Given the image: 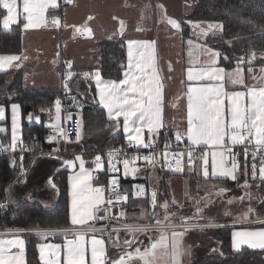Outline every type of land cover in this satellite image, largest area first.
<instances>
[{
	"label": "snow or ice",
	"instance_id": "snow-or-ice-1",
	"mask_svg": "<svg viewBox=\"0 0 264 264\" xmlns=\"http://www.w3.org/2000/svg\"><path fill=\"white\" fill-rule=\"evenodd\" d=\"M14 2L17 4V0H14ZM65 2L68 3L69 0H65ZM49 7L56 8L57 0H28V4L24 7V15H20L18 7L15 19L6 14L0 24H2L4 30H9L22 17L24 21L22 31L39 29L42 26L59 28L61 22L58 17H52L51 21L45 17V12ZM158 7L163 8V5ZM0 8L7 12L8 5L5 4ZM91 18L89 17V19ZM161 18L172 29L180 30L181 23L176 19L167 16ZM189 23L193 28L199 29V35L201 36H208L213 31L222 30L220 23H207L206 27L200 22ZM123 30L124 25L121 21L120 32L123 33ZM74 34L90 36L92 30L87 25L75 27ZM112 38L114 37H109V39ZM125 43L127 45L128 63L126 70L123 72V78L119 81L104 80L100 69H97L94 73L84 72L83 77L85 80L95 81L99 105L106 110L110 121H117V128L120 127L119 118H123L122 128L127 144L147 149L155 144L161 129L166 126L164 118L166 105L164 77L158 65L155 40L128 39ZM188 43L190 46L193 45L191 40ZM199 52H203L207 57L202 64L199 55L196 54ZM220 56L219 51L207 46L198 47L195 52L190 49L189 63L192 66L186 69L189 83L186 92L183 93L187 100V128L186 133L178 130L175 133V140L179 142L182 140L183 135L187 137L189 171L193 170L194 160L199 159L202 161L201 169L204 178L211 176L212 178H226L234 182L238 181L241 171L238 154L234 152V146L243 145L245 146V157L247 158L250 154L253 159L251 177L255 180L258 176L259 180L264 183V76L259 78L260 83L258 85L249 87L245 84L240 67L245 62V57L237 58L235 70L229 72L218 66L217 58ZM260 57L264 58V52L260 53ZM224 58L227 59V56ZM26 59L28 57L22 55H0V69L19 68L21 66L20 62ZM256 59L257 54L254 51L247 56L249 63ZM53 63H56V61L54 60ZM67 66L70 69L72 67L71 62H68ZM172 70V65L169 64V72ZM260 71L264 74V68H261ZM72 75L71 71L65 75L63 86L66 94L69 90L67 80ZM226 82H230L231 85H243L246 90L226 91ZM175 99L179 101L180 97ZM73 102H76L75 97H73ZM171 106L175 108L177 104L173 103ZM55 110L57 114L55 120L58 121L61 111L60 99L55 101ZM6 114L7 109L0 106V121L6 119ZM71 118L72 116L69 114L67 119L71 120ZM36 120L39 121V117H36ZM51 127L55 130V134L47 138L49 142H58V137L63 138L66 142H71L68 133L58 122L52 123ZM6 131L5 127L0 126V133ZM145 131L147 132V139H145ZM75 136L76 142H79L82 138V120L79 114H77ZM18 144L23 147L20 137L19 105L13 103L11 104V148L14 150ZM246 145H254L255 150L250 151ZM195 146L207 147L199 157H196ZM169 147L170 145L166 140L163 166L174 172L182 173L184 171L182 158L185 153H169L167 151ZM208 149H211L210 170ZM58 151L59 149L53 150L54 154ZM258 153L259 162L257 164ZM116 154L117 150L115 149L107 153V171L110 173L107 186H94V181L97 179L95 173L104 169L101 155L98 154L93 159V168L85 166L86 162L82 155H76L74 160H63V166L70 170L76 169L77 162L79 165L78 170L71 171L68 176V194L70 198L68 212L70 224L74 229L82 230L75 231V239L68 240L64 245V264H86L87 249L84 242L86 233L89 230L93 233L90 240L91 264H133V261L136 260L142 262V264H160L158 253L168 257L166 264H182L183 257L191 255V248L182 243L183 237L191 230L215 227L216 225L211 221L207 223H200V221L205 219V212L214 206L213 196L222 199L231 190L227 187H219L214 193L206 192L202 197H192L186 191L185 198L194 202L195 212L190 217H182L179 223H176L175 220L184 204L176 198L158 204V193L156 190H152L150 203L154 210L157 207L164 209L163 219H160L155 211L150 217L148 213L142 212V217L154 219V223L124 225V231L132 238L125 239L122 244L113 241L114 246L121 250V254L117 259L109 260L106 255L105 240L97 238L95 233L107 234L109 238H111V233L106 228L98 229L90 227V225L97 221L111 219V206L127 199L126 195L122 196L117 191L119 180L116 174L120 171L117 163H122L125 178H136L139 172V168L136 167L138 160L150 164L159 163L154 154L124 158L122 161L114 163ZM24 174L25 170L21 165V175ZM243 175L246 178L239 187L248 189L250 185L247 179V166L243 168ZM17 182L19 183V181ZM47 185L58 191L53 178L48 179ZM144 191L143 185H136L133 188V193L137 197L144 195ZM113 196L115 199L112 198ZM245 198L252 200L253 196L246 191L244 196L239 199L242 201ZM235 199H228L226 204L232 205ZM177 205H179L177 210L172 211V208ZM44 207L49 210L54 205H44ZM249 213H254L251 206L241 219H246ZM229 214L230 212L225 210L224 215ZM124 217H126V213L120 212L118 218ZM15 218L17 217L14 216L13 219ZM153 229L159 232V239L152 240L149 236V244L144 246L143 241L138 238L139 235H148ZM113 231H116V229H113ZM64 234L67 235V230H64ZM40 235L42 238H46L48 234L40 233ZM231 238L234 251L241 250L242 245H247L254 250H264V228L234 230L231 233ZM25 243V240L19 235L14 236L12 239H0V264H25ZM13 248L18 249V251L12 253L11 249ZM58 248L59 246L52 244L38 245L39 258L43 264H59L58 259L46 258L45 251L47 249L51 256H58Z\"/></svg>",
	"mask_w": 264,
	"mask_h": 264
},
{
	"label": "crops",
	"instance_id": "crops-1",
	"mask_svg": "<svg viewBox=\"0 0 264 264\" xmlns=\"http://www.w3.org/2000/svg\"><path fill=\"white\" fill-rule=\"evenodd\" d=\"M5 4L8 5V9L6 12V10L0 8V21H2L3 17L6 14H8L13 19H15L18 7H19L20 15H24V7L28 4V0H17L18 5L14 2V0H0V7H3ZM159 5H163V8L158 7ZM190 11H191V7L186 3L185 0H69L68 3H66L65 0H57V7L56 8L49 7L45 12V17L49 21H51L52 17H58L61 22V26L59 28H54L51 26L48 27L42 26L39 29H29L22 31V24L24 21L21 17L19 20V22H21V51L20 53L15 55L27 56L28 59L20 62L21 66L19 68L13 67L9 69H0V73L23 70L24 71L22 78L23 90L60 92L63 79L69 71L73 73L72 77L78 75L79 82L76 84V87H78L79 83L84 80L83 77L84 72L94 73L97 69L101 70V64L96 58V55L98 53V46L101 42L123 41L125 43V41L128 39L149 40V41L155 40L158 65L161 68L162 75L164 77L163 83L165 86V100H166L165 111H164L166 126L163 129H161L160 132H164L166 136L171 135L173 137L174 141L170 142V144L176 143L177 145L178 143H181V146L178 149L176 148L177 146L175 148L172 147L170 149H167L169 153L173 151H175L176 153H180L182 151L183 153L186 154L187 157V149H188L187 137L186 135H183L182 140L177 142L175 140V133L178 130L181 131L182 133H186V128H187V119H186L187 100L186 97L183 95V93L186 92L189 83L187 81L186 69L189 66H192L189 63V59H190L189 51L191 49L193 52H195V49L201 46L210 47L208 46V44L205 43L206 39L209 36L218 35L222 31V30L213 31L209 33L208 36H201L199 35V29L193 28L192 25L190 24L188 36L184 38L181 28L179 31L172 29L171 26L161 18L162 16H167L176 19L178 22L182 24L184 14ZM89 17L92 18L89 19ZM121 21L123 22L124 25L123 33L120 32ZM192 22H200L205 27L207 23H216V22H203V21H192ZM85 25H87V27H89L92 30V34L90 36L74 34L75 27H82ZM0 31H7L3 29L2 24H0ZM109 37H114V38L109 39ZM189 40L193 42L192 46L189 45L188 43ZM212 49L218 51L214 48ZM196 54L199 55L201 64L207 59V57L203 54V52H199ZM0 55H13V54L0 53ZM54 60L56 61V63H53ZM219 60L220 57L217 58L218 66L224 68L226 71L229 72L234 71L237 66L235 65L233 68L226 69L225 67L219 64ZM68 62H71L72 64V67L70 69L67 66ZM62 63H65V67H63V69H62ZM127 63H128V58L126 59V68H127ZM169 64H171L173 68L171 72H169ZM240 67L242 69V75L244 77L245 84L249 87L258 85L260 83L259 78L264 76V74H262L260 71V69L263 68L262 66L252 65L249 64V62L247 63L244 62L242 65H240ZM126 68L124 69V71L126 70ZM71 78H69L68 80H70ZM122 78H123V74H122ZM102 79L113 80V79L104 78L103 76ZM115 81H119V80H115ZM10 82H11V78L8 80L7 84H10ZM91 82L94 86L95 98L97 100L98 107L103 109V107L99 105L98 97L96 95L95 81L91 80ZM226 84H227L226 91L229 92L246 90L243 85H231L230 82H226ZM76 87L73 86L72 89ZM76 93L79 96V93L78 92ZM176 97H180V100L176 101L175 99ZM3 99H4V95L0 93V106H3L7 109L6 119L4 121H0V126L5 127L7 129L5 133H0V149L11 150L12 149L11 148V104L15 102H11L6 105L3 104ZM57 99H59V96L54 100V103L52 105L42 109L36 115L32 112L24 113L22 111V107L20 106V104L15 103L19 105L21 143H27L23 139L24 138L23 124H27V125L42 124L48 129L52 128L51 125L54 122H58L60 126L63 125L68 115L66 112H64L61 105L59 120L58 121L55 120L57 114L54 106H55V101ZM173 103H176L177 107L173 108L171 106ZM225 103H227V101H225ZM103 110L106 119H108L106 110L105 109ZM76 111L78 112L77 107H76ZM36 117H39V121L36 120ZM113 122L115 123L114 126L110 127L105 132L96 135L89 143L84 144L83 139H81L80 144L70 145V151H72V149L75 150L76 154L74 155L66 156L65 158H60L55 156H42V155L33 156L28 167L25 169V174L31 171L34 168V165L40 162V159L46 158L49 160H53L56 162V165L48 164L46 166L49 176L47 180H45V184L47 185V181L50 177L53 178L54 181V176L58 171L66 170L65 176L68 187V176L71 171H77L79 165L77 162L76 169L70 170L66 166H63V160L65 159L74 160L76 155H82L83 159L86 162L85 166L88 168H93L94 165L92 161L95 158V156L87 157L86 155L82 154L83 150H85L87 146L94 147L97 152L96 147L101 146L104 143V141H106L109 138V136L115 135L118 132H121L124 140H126L125 133L123 132V128H122L123 118L122 117L119 118V124H120L119 128L116 127L117 121H113ZM145 139H147L146 131H145ZM157 140L158 137L156 138V141ZM164 145L163 146L159 145L160 148L162 149L160 151L155 152L156 159L159 154L161 155L160 156L161 162L164 159V155H162L164 154L163 152H165ZM206 147L207 146H195V156L199 157L205 151ZM208 151H209V162H210L211 149H208ZM12 159L14 160V158ZM198 160L199 159L194 160L193 170L192 171L188 170L186 173H185L186 166L183 163L182 164L184 166V171L182 173L171 172L170 169L167 170V172L172 173L167 179L170 186V199L172 198V196H174V194H176L175 196L177 200H182L183 195L182 193L180 194V192H182L181 186L182 185L184 186L185 184H187L188 191L194 194L193 186L195 182L193 178H195L194 175H196L200 171L199 169L197 170V165H196ZM19 163H22V161ZM200 164L201 163H199V165ZM157 165H158L157 163L150 164L147 162H144L143 164H136V167L139 168V172L136 177L140 178L141 180H144L138 182V184L136 185H143L145 191H144V195L139 197L134 195L133 190L132 191L125 190L120 193L122 196L126 195L127 199L116 203L117 206L119 207V213L120 210L124 211V209L127 208L129 209V205L131 202L134 203V205L132 206V209L133 208L134 209L133 212L131 213V217H129L128 215V219L130 218V220L125 218L128 221H124V222L137 223L142 219H145L146 221L147 217H142L141 213L142 212L147 213L146 211L149 210V206L146 207L145 202L146 200L148 201V194L150 193V189L148 188V186L152 185L153 178L156 177L153 176V174L155 173L157 175L156 171L159 166ZM103 171L104 169L95 173L96 177H98L100 173H103ZM186 174L190 177H188V180H186L185 183L183 181V177L184 175L186 176ZM24 175H21V173L17 175L16 178L8 186L6 198H4V200L0 203V207L4 211L10 205L13 206L23 200L29 202L37 201L41 203L43 206L55 205L54 203L56 201L58 192L57 190L54 189H53L54 195L48 201V204L42 201L44 199H41L39 196H33L31 199H29V197H20V198L13 197L11 193V189L13 188V185L16 183V181L21 177H23ZM95 185H97L96 180L94 181V186ZM136 185L134 184V186ZM52 199H53V203H51ZM69 199L70 198L68 194V205H69ZM149 211L151 212V210ZM258 219L252 220L250 219V215H249V217H247L246 219L234 218L231 219V221L229 222L220 223V225L225 224V225L233 226L231 233L234 230L264 228V226L261 227L255 225L257 223H260L257 221ZM205 221L202 220L200 221V223H207V221L206 222ZM243 222H251V223L243 224ZM44 227H58V226H44ZM67 227H73L70 224L69 215H68ZM186 234L197 235V238H194L190 241L193 243L189 244L191 248L190 256H192V258L194 259V249L200 244V242L203 243V241H205L206 238L204 240V238L201 237V234L203 235L201 230H191L188 231ZM16 235L17 234L0 235V239H12ZM92 235L93 234L86 233V237H85L84 243L87 249L85 256L86 264H91L90 240ZM95 235L97 236V238H101L105 240L106 255H107V253H109L110 250H108V242L106 238L103 235H97V234ZM19 236L22 239H24L26 242L25 256H24V260L26 264V244L28 242V236H24V235H19ZM35 237L38 239L36 248L38 253V259L41 264H43V262L39 258L40 253H39L38 245H42V244H52L59 246V248L57 249V252L59 253L58 256H51L49 251L46 249L45 250L46 258L58 259L59 264H64V251H65L64 245H66L67 241L64 240V237L62 235L60 234L54 235L51 240L42 238L41 236H35ZM123 238L124 235H122L121 233L111 234V238L109 239V244L114 249L116 247L114 246L113 241H117L120 244H122ZM157 239H159V232L156 233L154 240ZM243 247H248V246L242 245L241 248ZM231 248H232V238H231ZM209 249L211 253H217L216 252L217 248L215 244L211 245ZM17 251L18 249L15 248L11 249L12 253H15Z\"/></svg>",
	"mask_w": 264,
	"mask_h": 264
},
{
	"label": "trees",
	"instance_id": "trees-1",
	"mask_svg": "<svg viewBox=\"0 0 264 264\" xmlns=\"http://www.w3.org/2000/svg\"><path fill=\"white\" fill-rule=\"evenodd\" d=\"M191 7V11L184 14L181 24V30L184 38L188 36L189 26L192 21L216 22L222 25V31L218 35L209 36L205 43L208 46L218 50L221 53L219 64L226 69L233 68L237 65V58L245 57V63L248 62L247 56L250 52L257 54V59L249 64L262 66L264 68V58L260 57V53L264 52V0H185ZM21 51V22L13 25L7 31H0V53L2 54H18ZM227 56V59L224 57ZM96 58L101 64L102 76L107 79L120 80L124 69L126 68L127 48L123 41H104L98 46ZM24 71H9L0 73V93L4 95L3 104L11 102L19 103L24 113L32 112L35 115L42 109L49 107L59 96V91H25L22 89V78ZM11 78L10 84H7ZM78 75L73 76L69 80V84L76 87L79 82ZM79 93L78 112L82 120V139L83 143H89L96 135L105 132L115 123L106 119L104 110L98 107L95 98V90L91 80H83L78 87L73 88ZM82 97V98H81ZM24 125V141L29 143L33 138H42L48 130L44 125ZM167 142L174 141L173 137L166 136L164 132H160L157 142L163 146ZM124 138L121 132L109 136L104 143L96 147L97 151L108 149L118 144H122ZM177 146V147H176ZM175 147L178 149L181 143ZM174 147V148H175ZM1 150V149H0ZM96 149L87 146L84 155L87 157L95 156ZM32 155L24 158L22 163L18 159H12L9 150L0 151V203L6 198L7 188L10 183L21 173V165L25 170L32 160ZM15 161V163H13ZM241 171L238 181H231L225 178L219 180L224 187L230 189V196H240L245 191L239 185L245 180L243 168H248V182L252 192L253 199L247 201V205L254 209V213H250V219H258L264 217V183L251 177V166L248 161L240 157ZM258 171V169H257ZM66 170L58 171L54 176L55 184L58 187V194L54 207L46 210L45 207L37 202L20 201L15 205H10L5 211L0 207V228L1 227H34V226H67L68 225V187L66 183ZM158 175V183L156 191L158 193L157 203L162 204L165 200H170V186L168 177L172 174L167 172L162 166L156 171ZM109 175L100 173L96 179L97 185L107 184ZM140 178L123 177L122 191H132L134 184L141 182ZM225 197V196H224ZM225 199V198H224ZM146 212L149 217L155 211H162L157 207L155 210L146 200ZM218 207L215 202L214 206L208 209L209 212L215 214L214 209ZM177 206L172 210H177ZM16 216L17 218L13 219ZM163 219V215H158ZM204 221V220H203ZM207 222H229L230 218L215 215V218L206 220ZM205 221V222H206ZM176 223L180 221L175 220ZM145 223H154V219L147 217ZM256 226H264L262 223ZM233 226L217 225L211 228H205L202 231V238L205 241L194 249V259L192 264H264V250L250 249L243 247L239 251H233L231 248V230ZM156 231L149 232L148 235L140 234L139 240L143 241L144 246L149 244V236L154 240ZM114 234V233H113ZM125 239H131L126 232H121ZM37 238L28 236L26 244V264H41L37 253ZM217 241L219 251L211 253L209 247ZM210 242V243H208ZM127 251V249H125ZM111 258H117L121 254L118 248H112L109 252ZM133 264H142L137 261Z\"/></svg>",
	"mask_w": 264,
	"mask_h": 264
},
{
	"label": "built area",
	"instance_id": "built-area-1",
	"mask_svg": "<svg viewBox=\"0 0 264 264\" xmlns=\"http://www.w3.org/2000/svg\"><path fill=\"white\" fill-rule=\"evenodd\" d=\"M65 67V63H62V69ZM61 71V69H60ZM61 73V72H60ZM63 73V72H62ZM64 83H65V77L62 82V86L60 88L59 92V99L61 101L62 108L64 112L67 113V115L71 114L72 118L71 120L66 119V121L61 125L66 132L68 133L69 141L71 142H66L63 138L58 137V142L57 141H51L49 142L47 138L50 135L55 134V130L53 128H49L46 133L43 135V137L40 138H33L31 142L29 143H22L23 147H21V144H19L14 150L11 149L9 150L10 156L14 159H18L19 162L23 161L24 158L28 155H42V156H55V157H60V158H65L66 156L74 155L76 154L75 151H70V145H77L81 143V140L79 142H76V136H75V130L77 126V114L78 112L76 111V107L78 105L79 101V96L78 94L72 89V87L69 85V80H67L69 90L67 94L65 93L64 89ZM73 97L76 98V102H73ZM170 148L175 147L176 143H171L169 144ZM249 150H255L254 145H246ZM244 148L245 146H234V152L238 154V161L240 162V157L245 158L249 165L251 166V163L253 162V159L251 155L246 158L244 155ZM54 149H59L58 153L53 152ZM117 150L116 157L114 159V163L116 161H122L124 158H130L133 156H145L149 154H154L156 151H160L162 148L158 145L157 141L155 144H153L150 148H142L138 146H129L124 140L122 144H118L117 146H114L112 148L108 149H101L98 150L95 154L96 155H101L102 157V162L104 164V173L107 175H110V173L107 171V165H108V157L107 153L111 150ZM1 151V150H0ZM84 155V150L82 152ZM146 161L143 160H138L137 164H143ZM256 162L258 164L259 162V153L256 159ZM117 167L120 169L119 173H117V178L119 180V185L117 187V191L119 193L122 192V180H123V166L122 163H117ZM164 169H167L163 166ZM108 184V183H107ZM107 184H102L104 186H107ZM107 195V193H106ZM113 199L114 196L112 197ZM111 219L109 220H103V221H97L94 224L90 225V227H95V228H106L108 232L111 234L113 233H121L125 232L124 231V225H131L135 223H128L121 221L118 216H119V207L117 206L116 203H114L113 206H111V212H110ZM258 222L262 223L264 221V217L260 218L257 220ZM251 223V222H243V224ZM140 225H146L150 223H136ZM217 225H220V223H217ZM113 229H116V231H113ZM64 230H67V235L64 234ZM75 231H82L81 229H74V227H67V226H58V227H44V226H35V227H1L0 228V235H7V234H17V235H24V236H41L40 233H47L46 239L51 240L54 235L60 234L64 237L65 241L72 240L75 238ZM156 231L153 229L151 232ZM158 232V231H156ZM88 234H93L89 230L87 232ZM95 234L97 235H103L107 242H108V250L112 249V246L109 244V236L107 234H102L100 232H96ZM132 238V237H131ZM107 257L109 260H113L110 256L109 253H107Z\"/></svg>",
	"mask_w": 264,
	"mask_h": 264
},
{
	"label": "rangeland",
	"instance_id": "rangeland-1",
	"mask_svg": "<svg viewBox=\"0 0 264 264\" xmlns=\"http://www.w3.org/2000/svg\"><path fill=\"white\" fill-rule=\"evenodd\" d=\"M55 108V106H54ZM82 139V138H81ZM73 151H75L74 149H72ZM182 152V151H181ZM164 153V152H163ZM170 153H176L175 151L170 152ZM164 155V154H162ZM185 156H183L182 158V163L185 164V173L188 171V160L186 157V154H184ZM161 155L159 154L157 157V160L159 161V163H157L159 166H162L164 159L161 162ZM199 163H201L199 165ZM56 165V162L53 160H49L46 158H42L40 159V162L36 163L34 165V168L29 171L28 173H26L23 177H21L20 179H18L17 181H19V183L16 181V183L13 185V188L11 189V193L13 195V197L15 198H20V197H29V199H31L33 196H39L41 199H44L42 201L46 202L48 204V201L52 198V196L54 195V190L51 189L49 186H47L45 184V180H47L49 173L47 172L46 166L47 165ZM157 165V166H158ZM197 170L199 169V173H197L196 175H194L195 178L194 179V186H193V190H194V194L188 191L187 188V184H185L184 186H181V190L182 192H180V194L182 193V200H178L180 202H182L184 204V207L182 209H180V212L176 218L177 221H180V219L182 217H190L192 216V214L195 212V208L193 206L194 202L192 200H187L185 198V192L187 191L192 197H202L206 192H215L219 187H224L223 183L219 180L220 178H212L211 176L208 178H204L202 175V169H201V165H202V161L198 160L197 162ZM199 165V166H198ZM158 166V167H159ZM194 167V166H193ZM168 170V169H167ZM209 170H210V162H209ZM171 172H174L172 170H170ZM153 176H156L153 178V183L152 185L148 186V188L150 189V193L148 194V202L150 204V206L152 207L150 201H151V192L152 190H156L157 187V180H158V176L154 173ZM187 177V179H186ZM188 176L186 174V176L184 175L183 177V181L186 183V180H188ZM192 177V176H191ZM211 178V179H210ZM226 179V178H225ZM26 181V182H25ZM138 184V183H136ZM135 184V185H136ZM215 186V187H214ZM183 187V188H182ZM184 190V192H183ZM205 191V192H204ZM242 191H247V192H251L250 187L248 189H244L242 188ZM196 192V195H195ZM245 192L243 194H241L240 196H230L229 195H225V197H223L222 199H217L215 196H213V200L217 203L218 207L216 209H214V213L212 214L211 212H209L208 210L205 212V220L210 219V218H215V215H219L220 216H224V217H228L230 219H234V218H241L244 216L245 213H247L249 206L247 205V201H251L247 198H245L244 200H240L239 198L244 196ZM124 195V194H123ZM176 194H174V196H172L171 199L176 198L175 196ZM144 198V197H143ZM225 198V199H224ZM232 198H236L234 203L232 205H227L226 201L228 199H232ZM170 199V201H171ZM177 199V198H176ZM223 200V201H222ZM190 204H188V203ZM51 203H53V199L51 201ZM163 204V203H162ZM134 205V203H130L129 205V209H124L120 210V212H124L126 213V217L124 218H119L121 221H128L130 220V218L128 219V215L129 217H131V213L133 212L132 206ZM177 207H179V205H177ZM2 209V208H1ZM225 210H228L230 212L229 215H224ZM2 211H4L2 209ZM172 211H176V210H172ZM120 214V213H119ZM158 215L161 216V214L164 216L165 212L164 209H162V211H158L157 212ZM250 213L248 214L247 217H249ZM162 216V217H163ZM119 217V216H118ZM125 218H127L128 220H126ZM145 219H142L140 221H138L137 223H145ZM216 225L215 222H212ZM136 224V223H135ZM203 235L201 234V237ZM197 238V235H188L186 234L183 239H182V243L186 246V247H190L189 244L193 243L190 242L192 239ZM215 245H216V252H218V242L214 241ZM170 250V249H169ZM159 259H160V264H166V261L168 260L167 256H163L162 254L158 253ZM133 261L134 262H137ZM193 261L192 256H187V257H183L182 260V264H191Z\"/></svg>",
	"mask_w": 264,
	"mask_h": 264
}]
</instances>
